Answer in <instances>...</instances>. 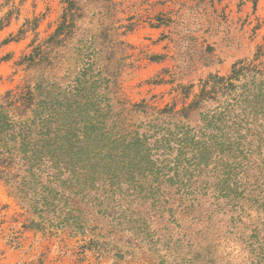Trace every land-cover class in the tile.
<instances>
[{
    "label": "rangeland",
    "instance_id": "374dc122",
    "mask_svg": "<svg viewBox=\"0 0 264 264\" xmlns=\"http://www.w3.org/2000/svg\"><path fill=\"white\" fill-rule=\"evenodd\" d=\"M77 1L78 28L62 51L78 67L89 59L96 37L97 48L117 52V82L106 91L114 111L129 116V129L147 134L153 168L146 174L166 181L164 175L175 180L177 172L176 186L190 192L187 203L194 207L190 215L176 213L172 223L149 203L141 212L134 203L130 215L123 212L129 197L112 204L105 226L110 229L115 217L121 231H106L101 240L118 246L116 255L114 246L98 247L88 234L32 226L38 211L0 181V264H264V134L241 146L208 142L211 152L202 157L191 137L198 141L200 113L219 100L201 104L191 120L178 116L169 124L167 114L159 115L167 108L182 112L205 81L228 77L234 66L264 62L258 57L264 51V0ZM65 6L62 0H0V101L35 85L41 68L17 62L56 31ZM184 133L190 134L184 146H196V155L185 153L178 162L177 140ZM122 189L128 193V184Z\"/></svg>",
    "mask_w": 264,
    "mask_h": 264
},
{
    "label": "trees",
    "instance_id": "16d2710c",
    "mask_svg": "<svg viewBox=\"0 0 264 264\" xmlns=\"http://www.w3.org/2000/svg\"><path fill=\"white\" fill-rule=\"evenodd\" d=\"M62 2L66 6L56 31L17 62L41 68L35 85H27L20 95L10 92L0 101V181H5L38 211V220L30 219L32 226L50 232L70 228L74 234L90 235L98 247L114 246L111 241L101 240L106 238V231L110 232L108 236L121 231L115 217L109 221L110 229L105 226L103 216H107L112 204L118 205L129 197L123 212L134 214V203L135 212H141L149 203L151 211L156 209L161 216L167 214V221L177 223L176 213L190 215L194 202L188 204L186 195L190 192L183 194L176 186L177 172L175 180L164 175L166 181L146 174V170L153 168L147 134L141 136L138 130L129 129L133 125L127 122L129 116L121 117L124 111L115 112L106 93L117 82L112 68L117 52L104 46L97 48L93 45L97 39L94 36V50L78 67L76 61L72 62L74 58H67L68 52L62 51L73 40L81 17L76 14L77 0ZM261 55L264 51L258 57ZM66 65L64 78L60 79L59 72ZM242 76L249 78L241 82ZM66 79L70 81L63 83ZM209 100L219 103L200 113L203 124L199 139L191 137L192 144L197 143V149L204 151H200V156L211 152L206 146L208 142L241 146L261 138L264 62L234 66L228 77H218L213 84L205 81L196 100L182 112L167 108L159 115L167 114L164 119H169V124L178 121V116L191 120L193 111H198L201 104L206 106ZM129 115L133 116L131 110ZM189 136L184 133L177 140L178 162L185 153L196 155V146H184ZM154 146L157 148V143ZM192 160L196 163V157ZM122 172L130 176V185L129 180H123ZM124 184H128V193L122 189ZM114 247L116 255H120V248Z\"/></svg>",
    "mask_w": 264,
    "mask_h": 264
}]
</instances>
